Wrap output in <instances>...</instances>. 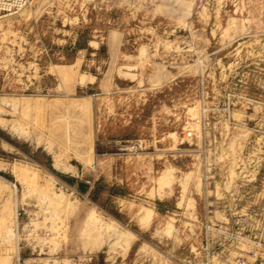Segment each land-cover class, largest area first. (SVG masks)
I'll use <instances>...</instances> for the list:
<instances>
[{
	"label": "rangeland",
	"instance_id": "374dc122",
	"mask_svg": "<svg viewBox=\"0 0 264 264\" xmlns=\"http://www.w3.org/2000/svg\"><path fill=\"white\" fill-rule=\"evenodd\" d=\"M27 2L0 19V264H264V0Z\"/></svg>",
	"mask_w": 264,
	"mask_h": 264
},
{
	"label": "built area",
	"instance_id": "2783aa9c",
	"mask_svg": "<svg viewBox=\"0 0 264 264\" xmlns=\"http://www.w3.org/2000/svg\"><path fill=\"white\" fill-rule=\"evenodd\" d=\"M27 5V0H0V19L20 12Z\"/></svg>",
	"mask_w": 264,
	"mask_h": 264
},
{
	"label": "crops",
	"instance_id": "0c3cea01",
	"mask_svg": "<svg viewBox=\"0 0 264 264\" xmlns=\"http://www.w3.org/2000/svg\"><path fill=\"white\" fill-rule=\"evenodd\" d=\"M92 43H93L92 41H89V42L87 43V46L90 48V45H91Z\"/></svg>",
	"mask_w": 264,
	"mask_h": 264
},
{
	"label": "bare ground",
	"instance_id": "6f19581e",
	"mask_svg": "<svg viewBox=\"0 0 264 264\" xmlns=\"http://www.w3.org/2000/svg\"><path fill=\"white\" fill-rule=\"evenodd\" d=\"M160 184V183H159ZM160 190V189H159ZM150 215V214H149ZM146 220V219H145Z\"/></svg>",
	"mask_w": 264,
	"mask_h": 264
}]
</instances>
